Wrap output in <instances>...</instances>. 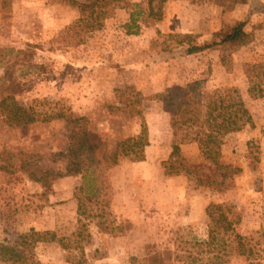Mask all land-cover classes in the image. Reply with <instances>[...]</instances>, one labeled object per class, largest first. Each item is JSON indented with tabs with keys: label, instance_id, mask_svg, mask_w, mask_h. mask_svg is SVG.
<instances>
[{
	"label": "rangeland",
	"instance_id": "1",
	"mask_svg": "<svg viewBox=\"0 0 264 264\" xmlns=\"http://www.w3.org/2000/svg\"><path fill=\"white\" fill-rule=\"evenodd\" d=\"M149 1L129 0L91 33L70 29L80 16L68 0L0 2V102H60L88 120L93 142L112 147L139 130L137 95L149 132L144 161L108 168L105 189L91 198L82 175H65L71 129L61 120L9 127L0 106V245L34 230L53 235L35 245L36 264H207L194 244L207 239L206 209L228 205L264 264V67L252 70L264 65V0ZM141 11L137 34L127 35L129 14ZM237 22L250 34L245 46L225 58L184 55L187 44H209ZM187 85L228 97L250 118L223 138L217 164L195 144L172 156L169 116L150 99Z\"/></svg>",
	"mask_w": 264,
	"mask_h": 264
},
{
	"label": "trees",
	"instance_id": "2",
	"mask_svg": "<svg viewBox=\"0 0 264 264\" xmlns=\"http://www.w3.org/2000/svg\"><path fill=\"white\" fill-rule=\"evenodd\" d=\"M230 5H245L248 0H224ZM2 5L6 0H0ZM153 0L148 2L150 8ZM68 3L79 9V19L70 29L77 27L82 33H91L102 28L107 13L111 10H127L129 0H68ZM133 7L138 8V4ZM151 10V9H150ZM106 11V12H105ZM152 11V10H151ZM141 12L130 13L129 23L125 25L127 35H136V17ZM264 14V8L262 9ZM245 23L237 22L220 29L214 40L205 45L187 44L184 55H194L204 51H218L221 58L245 46L250 42V34L245 31ZM135 28V31H132ZM264 29V19L261 24ZM165 51H171L166 50ZM264 65L252 68H263ZM132 113L140 120V127L136 134L128 136L109 147L104 142H93L90 139L92 127L88 126L85 118L68 116V110L60 102H42L34 100L30 105L22 106L9 104L7 99L0 102L5 110L3 115L9 127L24 124L50 122L61 120L71 129L75 137L73 145L67 151L65 175L80 174L83 177L84 189L91 198L105 189V176L108 168L117 166L122 161H144V150L149 145V132L142 119L138 105L139 96H135ZM158 100L163 111L168 114L172 132V156L179 153L183 145L195 144L204 161L217 164L223 138L228 134L241 131L250 118L241 110L240 106L228 97L204 93L193 86L187 85L177 88H167L163 93L151 97ZM228 172L229 167L223 168ZM218 171V170H216ZM227 172H223L226 175ZM230 187V184L226 186ZM209 220L208 235L205 241L195 242L196 246H204L207 264H228L232 256L245 259V264H258L254 259L255 245L252 237L243 236L236 232L234 223L239 214L228 205H210L206 209ZM53 239L50 232H35L20 234L11 246L0 245V263L2 264H36L33 250L37 243ZM203 250V249H202Z\"/></svg>",
	"mask_w": 264,
	"mask_h": 264
}]
</instances>
